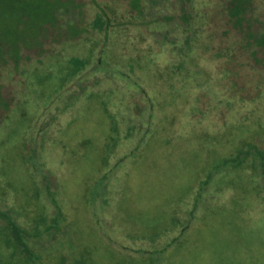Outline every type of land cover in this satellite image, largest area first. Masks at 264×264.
<instances>
[{
  "label": "rangeland",
  "instance_id": "1",
  "mask_svg": "<svg viewBox=\"0 0 264 264\" xmlns=\"http://www.w3.org/2000/svg\"><path fill=\"white\" fill-rule=\"evenodd\" d=\"M36 1L0 0V49L13 58L43 25L26 16ZM81 2L89 33L57 44L67 25L53 21L48 42L56 52L32 54L18 68L0 66L12 103L0 114V207L31 232L45 231L55 208L61 213L58 230L35 240L39 264H264V187L251 145L264 144V85L245 78L240 85L252 88L250 100L237 99L229 112L212 100L209 117L189 121L157 83L156 65L145 66L141 80L153 100L164 94L153 101V115L145 105L131 116L125 102L140 96L132 83L94 76L90 68L85 77L73 75L72 57L91 59L106 43L92 32L97 7ZM115 9L108 11L115 16ZM80 16L66 18L77 23ZM256 16L264 20V0ZM136 37L131 31L119 39L112 53L121 60L108 68L127 70L122 57L148 45L157 64L170 62L156 33ZM103 55L107 61L110 51ZM202 65L210 66L205 59ZM99 77L106 80L95 84ZM112 86L118 90L111 93ZM240 150L245 158L235 165L231 158ZM10 237L0 225V264L23 262Z\"/></svg>",
  "mask_w": 264,
  "mask_h": 264
},
{
  "label": "trees",
  "instance_id": "2",
  "mask_svg": "<svg viewBox=\"0 0 264 264\" xmlns=\"http://www.w3.org/2000/svg\"><path fill=\"white\" fill-rule=\"evenodd\" d=\"M81 1L37 0L36 6L29 5L28 7L35 11L28 10L26 13L28 21H33L36 16L43 19L38 37L29 38L26 51H22L19 55L17 53L15 58L3 46L0 49V66L14 64L18 68L23 62L26 64L31 61L33 55L56 52L51 46L52 43L48 42V36L53 32L49 25L53 21L67 25L66 28L62 26L64 28H61L60 37L62 35L63 37L57 44L82 38L89 33L86 27L88 19L84 10L85 4ZM259 1L261 0H207L206 2L203 0H106L103 2L92 0L98 9L93 20L92 32L103 34L106 43L99 54H92L91 59L72 57V62L77 66L73 75L82 78L86 73L91 72L94 76L105 75L115 80L123 78L125 83H132L134 89L131 91L139 93L140 96L136 98L134 104L127 98L125 109L129 110L127 112L131 116L134 114V117H137L148 106L150 115H153V101L164 94V91L159 90L157 95L152 94L153 100L146 81L141 80L142 74L146 73L144 67L156 65L158 69L154 76L157 83L162 87L165 85L168 87L169 95L172 94L174 98L172 103L187 115L189 121H202L209 117L211 115L208 112L209 103L212 100L225 103L226 111L229 112L238 102L237 99L245 102L252 97V88L240 85L243 79L254 76L264 85V20L256 16V4ZM115 6L120 9L119 11L115 9L117 12L114 16L108 10L113 12ZM43 10L44 15L40 14ZM79 12L85 14V18L80 16L81 22L71 23L66 18L76 16ZM131 31H137L136 38L142 40L146 39V34L152 36L156 33V44L163 49L161 54L170 56V62L157 64V58L153 53L155 47L148 45L144 51L132 52L125 58L122 57L127 63V70L108 68L110 62L121 60L112 53V49H116L120 44L119 39L121 40L125 33ZM96 41L92 40L93 45ZM11 48L15 49L17 46L14 44ZM105 49L110 51V58L107 61L103 55ZM204 59L210 64L208 68L202 65ZM182 74H186L185 77ZM101 80L106 79L99 77L94 83H100ZM189 80L194 84L190 85ZM4 89L0 74V114L7 112L12 104L11 98H7ZM114 89L118 90L115 86L108 90L111 92ZM195 90L196 92H193ZM133 97L135 96H131ZM141 99L145 101L140 102ZM172 103H167L165 107L173 106ZM212 111H215L214 108L210 109V112ZM218 111L221 112L216 110ZM203 112H205L204 118L201 115ZM140 129L137 127L138 131H141ZM251 145L256 155L255 170L264 187V172H261V168L264 171V144L257 141L256 144ZM236 153L231 158V162L235 165L242 164L246 152L240 150ZM57 209L55 208L51 213L45 231L31 232L20 225L7 209L0 207V225L11 234L10 240L16 248V255L23 258L20 264H39L40 255L36 246L40 243L35 244V240L40 239L42 233L50 234L58 230L56 219L61 213ZM41 223L42 220L39 225Z\"/></svg>",
  "mask_w": 264,
  "mask_h": 264
}]
</instances>
